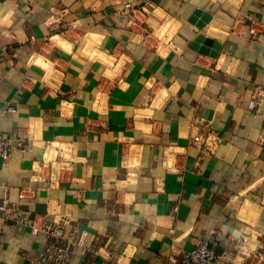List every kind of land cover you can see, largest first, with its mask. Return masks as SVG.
Listing matches in <instances>:
<instances>
[{
  "label": "crops",
  "instance_id": "1",
  "mask_svg": "<svg viewBox=\"0 0 264 264\" xmlns=\"http://www.w3.org/2000/svg\"><path fill=\"white\" fill-rule=\"evenodd\" d=\"M0 136V264H264V0H0Z\"/></svg>",
  "mask_w": 264,
  "mask_h": 264
},
{
  "label": "built area",
  "instance_id": "2",
  "mask_svg": "<svg viewBox=\"0 0 264 264\" xmlns=\"http://www.w3.org/2000/svg\"><path fill=\"white\" fill-rule=\"evenodd\" d=\"M127 8L130 7L127 6ZM258 96H260L259 93L252 96L250 108H255L258 105ZM24 149L25 140L23 138L14 142L10 138L0 136V163L7 161L14 150L23 151ZM3 193L5 194L6 191L4 190ZM17 210L14 204L0 203V214H5L8 220H13ZM14 220L21 222L22 218H14ZM31 231L33 234H43L50 242L38 258L29 264H69L72 256L79 249L82 250V253L88 252L93 255L97 253V249L94 247L86 248L81 243L77 227L70 226L65 218L53 223H32ZM215 261L216 255L213 247L207 242H201L191 251L185 253L177 264H214Z\"/></svg>",
  "mask_w": 264,
  "mask_h": 264
},
{
  "label": "clouds",
  "instance_id": "3",
  "mask_svg": "<svg viewBox=\"0 0 264 264\" xmlns=\"http://www.w3.org/2000/svg\"><path fill=\"white\" fill-rule=\"evenodd\" d=\"M245 243H246V244L249 243L247 239H245Z\"/></svg>",
  "mask_w": 264,
  "mask_h": 264
}]
</instances>
